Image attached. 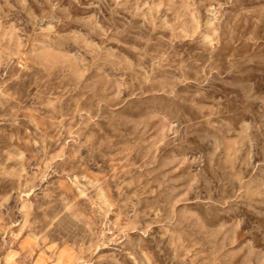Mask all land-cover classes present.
Segmentation results:
<instances>
[{
    "label": "rangeland",
    "instance_id": "rangeland-1",
    "mask_svg": "<svg viewBox=\"0 0 264 264\" xmlns=\"http://www.w3.org/2000/svg\"><path fill=\"white\" fill-rule=\"evenodd\" d=\"M0 264H264V0H0Z\"/></svg>",
    "mask_w": 264,
    "mask_h": 264
}]
</instances>
